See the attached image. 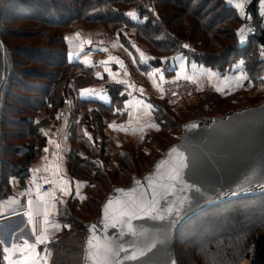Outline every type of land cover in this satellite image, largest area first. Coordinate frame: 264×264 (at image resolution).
I'll return each mask as SVG.
<instances>
[{"label": "trees", "instance_id": "trees-1", "mask_svg": "<svg viewBox=\"0 0 264 264\" xmlns=\"http://www.w3.org/2000/svg\"><path fill=\"white\" fill-rule=\"evenodd\" d=\"M128 13H136L135 18ZM81 22L90 28L102 25L125 44L126 29L148 48L146 64L162 70L178 55L182 56L181 65L189 70L201 67L221 75L230 73L248 52L255 64H264L259 61L255 39L240 47L236 31L241 21L224 0H0V200L12 194L13 178L27 176L28 166L47 144L44 128L51 122H61L68 99L99 82L92 69L78 74L77 70L83 68L69 56L66 31ZM27 40L30 43L25 44ZM26 76L31 78L28 82L21 78ZM108 89L113 104L121 108L127 100L123 88L111 85ZM157 101H151L156 120L165 109L163 116L173 119L172 108ZM88 102L77 104L76 111L87 108ZM43 111L51 119L46 123L37 121ZM76 117L72 115L70 120ZM81 125L83 131L93 135L94 146L87 154L89 159L75 148L69 170L73 177L86 182L87 205L80 206L76 199L64 205L60 217L64 227L47 245L51 252L47 264H85L87 225L99 218L109 195L98 201L91 194H103L109 185L112 190L115 187L112 175L117 173L108 169L103 114L92 110L82 118ZM169 129L173 131L161 126L160 132ZM148 139L139 144V150L147 146ZM143 154L140 158L124 154L122 159L129 158V165L139 167L147 163ZM99 160L104 163L96 162ZM232 202L235 206L231 210L222 209ZM91 212L99 213L98 217ZM197 212L177 231V264H264V192L226 199ZM0 264H6L2 247Z\"/></svg>", "mask_w": 264, "mask_h": 264}, {"label": "crops", "instance_id": "crops-1", "mask_svg": "<svg viewBox=\"0 0 264 264\" xmlns=\"http://www.w3.org/2000/svg\"><path fill=\"white\" fill-rule=\"evenodd\" d=\"M128 36L129 40L134 39ZM66 39L68 52L83 68L77 70V73L80 74L87 68L92 69L99 82L80 89L68 99L67 109L61 122L58 125L53 122L48 124L49 134L45 132L47 144L41 155H38L28 166L27 176L13 178L12 194L0 200L3 202L0 203V239L4 241L0 247L2 249L11 247L13 243L22 245L27 240L29 243L36 244L40 264H47L50 261L51 252L47 250V245L64 227L60 221L64 205L72 199L78 200L80 204L86 201V182L73 177L69 170L71 152L77 148L72 142L74 129L82 126L81 121L85 114L92 110L100 111L106 124V156L110 157L108 166L113 162H120L126 152L125 148L128 147V141L133 140L139 146L145 138L160 132L161 127L156 120L155 107L151 101L152 98H158L160 84L167 79V76H175L173 72L180 67L182 60V56L178 55L175 61H171L170 65L162 70V67L146 64L147 62L141 58V62L147 66L145 68L135 67V57L129 47L118 35L109 33L102 26L85 28L79 23L66 31ZM88 41L91 43L89 44ZM136 44H138L137 40ZM131 45H135L133 41ZM156 69L160 71L157 72ZM201 71L206 70L201 69ZM111 85L122 87L126 94L127 100L119 109L110 97L108 87ZM84 89L90 91L82 94ZM83 101H90L89 105L77 112L76 105ZM149 105L152 107L149 108ZM75 114H77L75 121H71L72 115ZM50 120L44 111L39 113L37 118L38 122L46 123ZM92 136L90 134L89 137L92 138ZM57 144L60 145L59 148ZM99 145V143L96 144L97 147ZM117 150H119L118 154ZM73 152L76 153L77 149ZM85 157L89 159L90 155ZM47 183L53 185V190L44 193L41 191V186ZM37 189H39V194ZM49 193L54 195H47ZM41 196H43V201H47L46 205L41 200ZM29 199L33 201L31 210L34 212L35 232L33 224L29 223L25 215V212L29 211ZM45 208L48 224L44 223ZM41 234L45 237L44 242L37 243L36 236ZM19 256L20 253L17 251L11 255V258L18 259ZM5 262L8 264L7 260Z\"/></svg>", "mask_w": 264, "mask_h": 264}, {"label": "water", "instance_id": "water-1", "mask_svg": "<svg viewBox=\"0 0 264 264\" xmlns=\"http://www.w3.org/2000/svg\"><path fill=\"white\" fill-rule=\"evenodd\" d=\"M226 6L238 13L241 21L236 34L240 47H245L251 38L258 42L260 53L264 46V9L261 0H224ZM243 3V11L237 7ZM241 29L244 31L241 32ZM264 62V56L259 55ZM180 143L169 148L158 160L150 174L144 178L134 177L129 187H114L104 201L100 217L87 225V253L89 237H119L125 251L118 257L119 264H177L175 257V240L180 225L197 211L220 201L238 196L264 192V107L226 115L220 120L202 119L197 124H184ZM176 149V151H173ZM181 158L195 161L196 166L184 168L183 183L177 182L175 188L169 187V195L161 198L162 186L169 183L173 165H179ZM195 184L202 195L192 199L180 209L177 216L170 214L172 206L182 199L190 198ZM123 189V191H119ZM243 189V190H242ZM143 194L147 202L155 201L158 214L145 215L137 211L130 223L136 230L132 234L127 223L113 226V221L105 220L104 207L109 200L111 208L118 207L117 201L134 199ZM110 208V215H111ZM159 215H164L160 219ZM125 220L128 218L125 217ZM174 221V222H172ZM95 225V228L91 226ZM155 242L144 256L130 259L133 252L143 249ZM95 244V241H93ZM85 264H92L85 261Z\"/></svg>", "mask_w": 264, "mask_h": 264}, {"label": "rangeland", "instance_id": "rangeland-1", "mask_svg": "<svg viewBox=\"0 0 264 264\" xmlns=\"http://www.w3.org/2000/svg\"><path fill=\"white\" fill-rule=\"evenodd\" d=\"M78 24L79 23H76L74 24V26ZM80 24H82L85 28H90L88 27V25L82 22ZM107 31L111 33L109 30ZM123 31L125 32L127 38V44H124L129 47V50L135 57V67H142V65L140 64L141 58L146 62V60L148 59V48L144 45L142 46L139 43L136 44V40L134 39L129 40L127 37L129 35L127 33L128 31L126 29H123ZM132 41L135 45L130 46L129 44H132ZM24 42L25 44L30 43L29 40ZM243 57L244 58L240 59L238 63L234 65L233 69L229 71L230 73H227L226 75H221L215 71L201 67H195L194 69L189 70L187 67L183 66V69H181L180 64V67L178 69H175V71L173 72V75H175L174 77L167 76V79L160 84L157 93L158 98H156V100H158L157 102H159V104H167L168 106H170L173 112L172 117L174 116V118L170 119L168 116H163V112L166 111L165 109L162 110V119L160 118V120L158 121L160 122L161 126H165L166 128L170 127L173 131H171V129L167 131L162 130L161 132L156 133L154 136L149 137L150 139L147 140V146L143 147V149L140 148V150L137 142L133 140L128 141V147L125 148L126 152L124 154H127V156L133 154L134 157H138L139 155L144 153L146 155L145 156L143 154L144 158H148V164L145 162L146 165L145 163H143L139 167L135 165H129V163L132 162L129 158L127 160L129 162L125 161V159L123 160L122 158L120 162H113V164L110 165L108 169L113 168V170L110 172L117 173L116 176L112 175L114 177V182L111 181L115 184V187H129L132 184L134 177L144 178L145 175L150 174L154 166L153 164H155L164 156L167 149L180 143L183 136L181 127L184 124L194 125L202 119L217 121L229 114L250 111L264 107V64H255V61L254 59H251L252 55H250L249 52L246 53ZM240 61H243L244 63L241 65ZM127 65L129 64L127 63ZM201 69H205L206 71H201ZM46 70L50 71L51 69ZM166 72L167 71H165V73ZM212 73H215V75H212ZM242 74L243 77L246 78H242ZM188 77L191 78L189 79ZM21 78H23L27 82L31 79L29 77L27 78V76ZM177 79L192 80L199 84L200 90L190 97L180 99L175 102H170L160 97V89L162 85L166 81ZM31 82L35 83L34 80H31ZM42 116L43 115H41V117ZM47 129H49V127L46 126V128H44L46 133L49 132V130L47 131ZM156 129H158V127ZM75 132V142L79 153L85 156L87 154H90V148L94 146L92 144L93 139L89 137L90 134L86 131H83L82 126H77ZM81 141L85 144H80L79 142ZM138 152L139 154H137ZM118 153L119 150H117V154ZM107 160H110V157H107ZM96 162H99L100 164L104 163L103 160H99ZM135 167H137V169H135ZM110 187V185L106 187L103 191V194H91V197L97 198L98 201L100 199L102 200L104 194L110 195V193H112L113 190ZM244 203L246 205L248 204L247 206H252L249 201H244ZM83 204L87 205V202L81 203L80 206H83ZM234 206L235 203L232 202L229 205L224 206L225 208L222 209L231 210ZM90 215L97 218L99 213L97 214V212H91ZM240 264L248 263L246 261H243Z\"/></svg>", "mask_w": 264, "mask_h": 264}, {"label": "snow or ice", "instance_id": "snow-or-ice-1", "mask_svg": "<svg viewBox=\"0 0 264 264\" xmlns=\"http://www.w3.org/2000/svg\"><path fill=\"white\" fill-rule=\"evenodd\" d=\"M229 2H233V0H229ZM239 7L242 11L244 8L243 3H238L236 5ZM261 6L262 9H264V0H261ZM127 15L135 18L136 13H128ZM244 30L241 29V32ZM79 35V34H77ZM90 44L91 41H88ZM184 47H188V45H184ZM262 56H264V46L261 47V53ZM69 56H71V53H69ZM244 62L240 61V64L242 65ZM195 67V66H194ZM181 69H183V65H181ZM155 71L159 72V69H156ZM97 75H100L97 73ZM212 75H215V73H212ZM189 79L191 77H188ZM242 78L243 77L242 74ZM161 79H163V75H161ZM90 90L84 89L82 90L83 93H87ZM149 108L152 106L149 105ZM60 145L57 144V148H59ZM47 151V149H45ZM173 151H176V149H173ZM196 163L195 161H189L186 158H181L179 165H173L171 169V174L168 177L169 183L167 186H162L161 191V198L164 199L169 195L168 189L169 187L175 188L177 182L183 183V173L182 170L184 168L189 167H195ZM190 189H193L192 196L190 198L182 199L178 202L177 205L172 206L169 210H166L168 214L171 212H174L175 215L180 214V209L185 206L186 204H189L192 199H195L196 197L202 195L201 189L197 187L195 184L188 186ZM243 190V189H242ZM119 191H123V189H120ZM37 192L39 194V189H37ZM47 195H54L52 193H49ZM14 199V198H13ZM41 200L43 201V196H41ZM44 205L47 204V201H43ZM3 203V202H0ZM113 204L112 200H109L108 203L104 207V214H105V220L106 221H113V226H120L121 230L123 231V225L127 223L128 230L132 234H136V230L133 227V225L130 223L131 219L136 216L137 211H143L145 215L153 214L154 218L155 215L161 211L157 208L155 205V201L147 202L146 198L143 194H140L139 196L135 197L134 199L129 200H123V201H117L118 207L111 208ZM28 206L29 211L25 212V215L28 217L29 223L33 224V231L35 232V221L33 219L34 212L31 210L33 207V201L31 199L28 200ZM39 207V206H38ZM110 208H111V215H110ZM44 216H45V224H48L47 220V209L44 210ZM127 217L128 219L125 220L124 218ZM160 219H164V215H159ZM174 222V221H172ZM92 228H95V225L91 226ZM44 235H37L36 236V242L37 243H43L44 242ZM95 241V244L93 243ZM4 241L0 239V245H2ZM89 244V250L88 255L86 256V259L91 261L92 264H119L118 257L121 251H125L126 249H123L122 245L119 242V237L117 238H109L108 236H104L102 239L100 237H89L88 239ZM155 246V242L150 245L146 246L143 249H137L136 252H133L130 256V259H137V253L139 256H144L146 251L150 250V247ZM3 253L6 255L4 256V259L8 261V264H40V261L38 259V253L36 251V244L29 243L27 240L24 241L22 245H17L16 243H13L11 247H3L2 249ZM19 251L20 256L18 259H12L11 255L15 252Z\"/></svg>", "mask_w": 264, "mask_h": 264}, {"label": "built area", "instance_id": "built-area-1", "mask_svg": "<svg viewBox=\"0 0 264 264\" xmlns=\"http://www.w3.org/2000/svg\"><path fill=\"white\" fill-rule=\"evenodd\" d=\"M200 90L198 83L188 79H177L166 81L160 89V97L170 102L190 97ZM53 190L51 183L43 184L41 191L44 193Z\"/></svg>", "mask_w": 264, "mask_h": 264}]
</instances>
